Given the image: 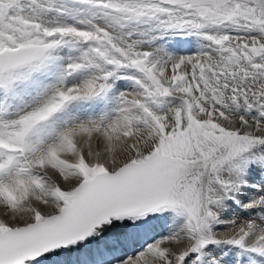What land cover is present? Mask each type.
Instances as JSON below:
<instances>
[{
	"label": "snow or ice",
	"instance_id": "snow-or-ice-1",
	"mask_svg": "<svg viewBox=\"0 0 264 264\" xmlns=\"http://www.w3.org/2000/svg\"><path fill=\"white\" fill-rule=\"evenodd\" d=\"M0 264H264V0H0Z\"/></svg>",
	"mask_w": 264,
	"mask_h": 264
}]
</instances>
